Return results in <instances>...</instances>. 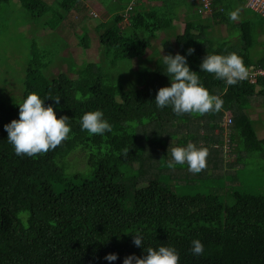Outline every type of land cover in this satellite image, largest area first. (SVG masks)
Returning a JSON list of instances; mask_svg holds the SVG:
<instances>
[{
    "label": "trees",
    "instance_id": "trees-1",
    "mask_svg": "<svg viewBox=\"0 0 264 264\" xmlns=\"http://www.w3.org/2000/svg\"><path fill=\"white\" fill-rule=\"evenodd\" d=\"M130 1L120 0L125 6H117L120 12L99 34V45L107 51L106 68L69 62L76 78L67 73L49 77L45 70L51 56L35 45L20 102L0 94V264H123L125 257H142L145 248L160 244L173 246L180 264H264V189L246 188L236 173L252 155L264 159V143L250 117L256 99L264 107V77L226 85L199 68L207 54L229 53H237L247 69L264 68V18L248 15L245 0H210L212 12L186 25L169 43L177 44L182 55L193 49L187 56L190 69L210 94L223 100L219 112L178 116L170 106L155 105L158 89L169 86L170 78L163 61L148 55L153 40L170 28L171 14L133 11L126 18ZM79 2L58 0L55 6L44 0H0V7L19 4L38 21L46 18L43 26L53 33ZM233 11L234 21L229 19ZM207 25L228 26L229 38L205 29ZM89 41L83 27L78 46L88 50ZM149 57L147 63L155 64L152 72H130L131 67L123 66ZM111 66L119 67L118 78ZM32 92L48 98L45 106L51 105L57 118H70V133L53 150L17 156L4 125L18 118L16 103ZM97 109L112 130L90 136L81 130L80 118ZM227 115L232 120L230 141L238 142L229 166L236 170L221 175L224 155L217 146ZM189 142L208 149L200 173L189 172L187 164L168 167L171 148ZM76 152L84 153L82 158L89 152L86 171L69 160ZM65 166L71 168L66 171ZM204 179L207 184H199ZM133 233L143 236L140 247L132 243ZM194 239L204 245L199 256L191 252ZM109 253H116L117 260H104Z\"/></svg>",
    "mask_w": 264,
    "mask_h": 264
},
{
    "label": "clouds",
    "instance_id": "clouds-1",
    "mask_svg": "<svg viewBox=\"0 0 264 264\" xmlns=\"http://www.w3.org/2000/svg\"><path fill=\"white\" fill-rule=\"evenodd\" d=\"M140 3L143 2H138V5ZM201 6L200 0V6L197 9L199 14H201L199 12ZM136 8L133 11H137ZM229 19L236 20L237 12H230ZM192 52L193 49H187L184 55L177 52L175 55L163 56L170 85L158 89L154 98L158 109L170 106L172 112L178 116L183 114L204 115L221 110L223 100L215 94H210L197 72L190 69L187 56ZM199 68L200 71L213 74L216 79L223 80L226 85H235L248 75V70L237 53L207 54ZM46 99L48 98H42L36 92L27 94L23 102L16 103L19 109L18 118L4 125L7 141L17 156L23 154L31 157L46 153L55 149L68 138L70 118L64 115L57 118L56 110L51 105L45 106ZM56 102L59 103V99H56ZM79 123L81 130L86 131L90 136L103 135L112 130L111 124L99 109L84 113ZM207 156L208 149L206 147H198L189 142L184 146L171 148V158L167 163L169 168L187 164L188 171L195 174L200 173L206 167ZM133 234L132 243L134 246L140 247L144 243L143 236L139 233ZM144 251L146 254L142 257L135 255L125 257L123 264H180L179 252L169 244H160L155 248L147 247ZM203 251L204 245L199 239L191 241L193 255L199 256ZM117 258L116 253H109L103 259L113 262Z\"/></svg>",
    "mask_w": 264,
    "mask_h": 264
},
{
    "label": "rangeland",
    "instance_id": "rangeland-1",
    "mask_svg": "<svg viewBox=\"0 0 264 264\" xmlns=\"http://www.w3.org/2000/svg\"><path fill=\"white\" fill-rule=\"evenodd\" d=\"M44 1L49 5L56 6L58 0ZM83 1L84 0H80L76 7L68 14L64 23L53 33L49 32L43 26L46 18L38 21L19 4L11 3L9 6L2 5L0 7V94L6 100L11 98L17 99L18 101L20 100L23 81L28 68L29 59L32 55L30 49L35 45H37L38 49L48 52L51 56V65L48 70H45L49 77L55 78L61 73H67L69 77L76 78L77 74H71L69 71V66L70 68L72 67V64L69 62H72L76 66L95 62L101 67H107L108 61L104 58L107 51L99 45V34L103 30L104 24L112 19L114 13L120 12L117 6H125V4H121L120 0H118V2L117 0ZM133 1L137 6L138 1L131 0L130 3ZM93 2L94 4H92ZM110 10H113L112 13ZM247 12L250 16L253 14L257 15L248 9ZM83 27L88 29V36L90 39L88 50H84L78 46V37L83 33ZM220 33L222 37H226V39L229 38V31L225 27H220ZM66 45L67 47L65 48ZM152 45L153 48L148 51V55L151 54V56H155L156 59L163 61V56L169 53L165 47L166 45L163 44L159 47H156V44ZM174 46H177V44H174ZM176 51H178L177 47L175 53ZM252 56L256 59L258 58V53L254 52ZM150 60H152L150 57L145 61H140V59L134 60L123 66H125V68L131 67L130 72H152L155 64H148L147 62ZM110 68L118 78L120 72L119 67L111 66ZM252 105L250 117L255 121V128L260 143H264V107L258 99H256ZM226 119L227 117L225 119L223 118L220 124L225 130L224 133L223 130L221 131L223 141L221 146H217V148L223 152V162L225 164V168L219 173L221 175L233 174L237 169V177H240L238 179L239 183H243L248 189L258 187L264 189V159H258L255 155H252L250 159L244 160L243 164L246 165L245 167L242 166L240 168V166H238L236 169H233L234 167H229L235 157L234 153H232L233 149H235V145L237 146L238 142L233 144L229 140L231 136L229 133H232L233 130L232 125L230 128L226 126ZM217 132L219 133L218 130ZM88 154L89 152H87L85 158H82L84 153L76 152L74 154L75 156L69 157V160L74 161V163H72L74 168L80 167V169L83 168L86 171L89 169ZM69 168H71V166L68 168L65 166L66 171ZM80 169L71 170V172H77L80 171ZM180 171L186 172L183 170ZM200 183L207 184V179H204L203 182L200 181L199 184Z\"/></svg>",
    "mask_w": 264,
    "mask_h": 264
},
{
    "label": "crops",
    "instance_id": "crops-1",
    "mask_svg": "<svg viewBox=\"0 0 264 264\" xmlns=\"http://www.w3.org/2000/svg\"><path fill=\"white\" fill-rule=\"evenodd\" d=\"M84 2V1H83ZM118 2V0H117ZM94 4V2L92 3ZM200 6V0H153L146 1L140 3L136 10L137 12H149L150 10H156L159 12H164L167 14H171L170 18V28L167 29L164 33L158 35L156 39L153 40V44H156V47L165 44L166 49L169 51L167 55L171 53H175V49L177 46L171 47L169 43H174L177 36H181L184 33L185 27L188 24H193L192 21L195 20L197 23L199 22V16H208L207 14H199L197 8ZM163 14V16H164ZM166 14V15H167ZM127 22H125V25ZM228 30V26H222ZM205 29H209L213 33L220 32V28L215 29L213 26H205ZM215 29V32H214ZM194 32L199 33L200 28L194 27ZM221 34V33H220ZM222 37V36H221ZM226 38V37H222ZM178 48V47H177ZM179 50V49H178Z\"/></svg>",
    "mask_w": 264,
    "mask_h": 264
},
{
    "label": "built area",
    "instance_id": "built-area-1",
    "mask_svg": "<svg viewBox=\"0 0 264 264\" xmlns=\"http://www.w3.org/2000/svg\"><path fill=\"white\" fill-rule=\"evenodd\" d=\"M138 2H144L146 0H137ZM210 0H201V8L199 9V12L201 14L204 13H211L212 10L210 8ZM136 8V5L133 2H131V4L129 5L126 13H125V17L128 18L129 17V13L131 11H133ZM245 8L256 13L257 15H259L260 17L264 18V0H245ZM248 70V75L247 77L242 80V81H248L250 83H254L258 78H263L264 77V68L262 67H251ZM226 126H229L230 124H232V120L229 117V115H227V119H226Z\"/></svg>",
    "mask_w": 264,
    "mask_h": 264
}]
</instances>
